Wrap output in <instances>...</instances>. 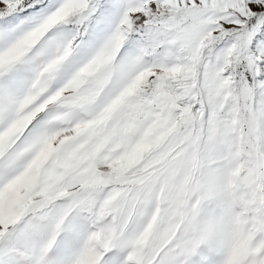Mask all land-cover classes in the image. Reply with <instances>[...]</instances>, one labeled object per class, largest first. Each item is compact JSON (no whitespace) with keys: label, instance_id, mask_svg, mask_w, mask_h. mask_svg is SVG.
Instances as JSON below:
<instances>
[{"label":"snow or ice","instance_id":"obj_1","mask_svg":"<svg viewBox=\"0 0 264 264\" xmlns=\"http://www.w3.org/2000/svg\"><path fill=\"white\" fill-rule=\"evenodd\" d=\"M0 264H264V0H0Z\"/></svg>","mask_w":264,"mask_h":264}]
</instances>
